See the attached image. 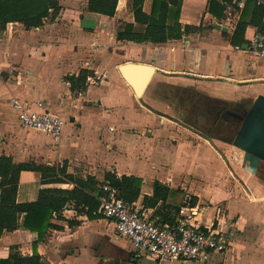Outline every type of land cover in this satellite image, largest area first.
<instances>
[{
    "label": "crops",
    "instance_id": "crops-1",
    "mask_svg": "<svg viewBox=\"0 0 264 264\" xmlns=\"http://www.w3.org/2000/svg\"><path fill=\"white\" fill-rule=\"evenodd\" d=\"M131 1L118 0L109 17L88 12L87 0H59L58 15L53 19L48 15L38 28L25 29L13 21L0 27V156L15 164L64 166L67 173L83 179L89 175L102 181L106 172L138 177L142 182L135 202L149 209L160 224L169 223L161 222V215L172 212L175 218L173 209L186 193L193 202L210 205L206 221L214 205H222L232 221L230 245L206 264H264V179L256 173L242 177L223 151L224 158L180 116L187 113L184 99L190 94L245 107L264 96V58L234 49H243L258 31L248 22L251 7L241 13L243 9L231 0L222 16L215 17L208 12L209 0H181L179 24L200 27L198 31L162 44L118 41L117 30L133 23ZM151 5L152 0H143L142 11L148 14ZM241 17L248 22L243 33L246 42L232 45L230 37ZM260 21L264 34V13ZM125 63L154 70L140 97L118 70ZM80 69L99 80L76 98L77 91L71 90L65 77L77 75ZM129 76L140 80L143 73L130 70ZM11 97L33 108L41 102L63 119L59 143L22 128L10 106ZM154 181L174 191L164 209L157 204L158 213L143 203L144 196L152 195ZM42 187L71 189L72 185H43L40 173L21 171L16 202L35 201ZM61 217L51 220L59 229L48 230L36 242V252L46 264L159 263L135 253L110 220H89L70 204ZM67 220L79 225L70 228ZM35 241L37 234L27 230L4 232L0 258L13 246L22 255H31Z\"/></svg>",
    "mask_w": 264,
    "mask_h": 264
},
{
    "label": "trees",
    "instance_id": "trees-1",
    "mask_svg": "<svg viewBox=\"0 0 264 264\" xmlns=\"http://www.w3.org/2000/svg\"><path fill=\"white\" fill-rule=\"evenodd\" d=\"M59 0H0V27L7 22H19L25 29L38 28L44 18H55L60 10ZM21 2H24L21 4ZM118 0H87L86 10L90 13L103 16H113ZM219 2H222L219 4ZM143 0L131 1V14L133 23H124L116 32V40L133 41L136 43L162 44L167 40L180 39L184 34L194 33L200 27L181 26L178 22L181 0H152L150 12L142 11ZM12 4L21 5L18 8ZM226 4L231 0H209L208 12L215 17H221ZM251 7L249 23L257 26L261 31V17L264 13L262 6L249 0L241 13ZM215 9L218 12H215ZM50 12V13H49ZM241 17L235 26L230 43L242 45L246 41L243 33L247 23ZM134 24L138 25L136 29ZM91 74L88 70L80 69L77 75L66 76L71 90L74 92L84 88L86 77ZM209 101V100H208ZM212 102V101H211ZM215 106L224 107V103L214 101ZM21 171H35L40 173L41 183L71 184V189L56 187H42L38 191L35 201L17 203L15 195L18 185V176ZM142 180L134 176H116L106 172L100 181L93 176H80L69 174L64 166H43L34 163L15 164L9 157L0 156V238L4 232L15 230H27L37 234V241L32 243L31 255H22L18 248H9L8 255L0 258V264H46L36 252V242L42 241L50 229L58 230L59 227L51 223L52 219H62L61 214L67 204H70L76 214L84 215L87 219H101L98 208L103 196L101 187L108 184L118 190L119 197L127 202H135L140 195ZM174 191L158 181L153 182L152 195L143 197V203L147 207H155L160 203V209L166 207L165 201ZM177 192V191H176ZM158 207L156 212L158 213ZM174 207L173 211H176ZM161 215V214H160ZM171 213L160 216L161 222H172ZM67 225L72 228L79 225L77 221L67 220Z\"/></svg>",
    "mask_w": 264,
    "mask_h": 264
},
{
    "label": "built area",
    "instance_id": "built-area-1",
    "mask_svg": "<svg viewBox=\"0 0 264 264\" xmlns=\"http://www.w3.org/2000/svg\"><path fill=\"white\" fill-rule=\"evenodd\" d=\"M249 0H233L238 10L244 8ZM258 6H264V0H252ZM94 47V44L91 43ZM235 50L244 51L251 57L264 58V34L254 31L248 40L246 49L239 46ZM99 80L86 77L84 88L76 92L81 98L83 92ZM22 128L34 130L49 136L57 145L65 121L48 112L41 102L34 105L20 101L15 97L9 100ZM98 213L110 220L115 233L128 239L135 253L144 255L153 261H179L208 263L214 254L224 253L233 232L232 221L225 215L222 205H214L212 217L206 221L209 204L192 201L186 193L177 208L172 222L160 224L150 216V210L136 202L127 203L119 197L118 190L108 184L101 187ZM206 221V222H205Z\"/></svg>",
    "mask_w": 264,
    "mask_h": 264
},
{
    "label": "water",
    "instance_id": "water-1",
    "mask_svg": "<svg viewBox=\"0 0 264 264\" xmlns=\"http://www.w3.org/2000/svg\"><path fill=\"white\" fill-rule=\"evenodd\" d=\"M215 27L219 28V25ZM243 49H246V45ZM118 70L137 97L141 96L154 72L153 68L148 65L134 63L122 64ZM130 70L140 71L143 76L140 80H133L129 76ZM224 105V107H218L215 104L212 106L217 108L215 110L228 109L225 114L233 118L237 125L232 134H226L221 139L243 152V168L254 174L259 170L260 164H264V96H257L248 108L241 104L224 103ZM234 108L238 111L233 112Z\"/></svg>",
    "mask_w": 264,
    "mask_h": 264
},
{
    "label": "rangeland",
    "instance_id": "rangeland-1",
    "mask_svg": "<svg viewBox=\"0 0 264 264\" xmlns=\"http://www.w3.org/2000/svg\"><path fill=\"white\" fill-rule=\"evenodd\" d=\"M3 75V74H2ZM1 75V76H2ZM75 93V91H74ZM76 96V94H73ZM190 96V97H189ZM204 96L198 95V94H190L187 95V97L184 99V104L186 105V114L182 113L180 116L182 118V121L185 124H190L191 127L195 130H198L200 136L207 140L211 146L216 148L217 150L221 151V156L224 158V153L225 157L229 158V162L232 163L237 167L238 173L242 177H247L249 174L252 175L251 173L244 171L243 165H242V158H243V152L236 147L232 146L230 143H227L226 141H222V137L226 136V133L221 130L220 126H213L212 125V120H213V115L214 113L216 114L217 108L212 106V102L208 99L203 98ZM213 107V109H212ZM219 107V106H218ZM248 108V107H246ZM176 114L179 115L178 111ZM203 115V117H202ZM210 132H209V131ZM224 153H223V152ZM171 158L168 159L169 162H171ZM225 160H227L225 158ZM227 163L228 160L226 161ZM257 178H263L264 179V164H260L259 170L256 172L255 175ZM120 264V262H118ZM145 264V263H141ZM151 264H156V263H151ZM158 264H202L199 262H186V263H181L179 261H173V262H159Z\"/></svg>",
    "mask_w": 264,
    "mask_h": 264
},
{
    "label": "flooded vegetation",
    "instance_id": "flooded-vegetation-1",
    "mask_svg": "<svg viewBox=\"0 0 264 264\" xmlns=\"http://www.w3.org/2000/svg\"><path fill=\"white\" fill-rule=\"evenodd\" d=\"M226 110H228V109L217 110L216 111L217 113L216 114L214 113L212 125L214 127L219 125L221 130H223V132H225V133L227 132L226 134H232V132L235 130L237 122L233 118H231L229 115L225 114ZM232 111L236 112L238 110L236 108H234V110H232ZM202 117H203V115H202Z\"/></svg>",
    "mask_w": 264,
    "mask_h": 264
}]
</instances>
